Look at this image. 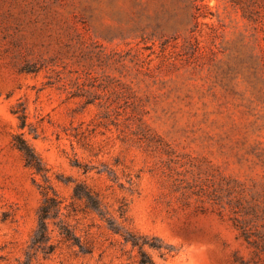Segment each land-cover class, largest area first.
Returning a JSON list of instances; mask_svg holds the SVG:
<instances>
[{"label":"rangeland","instance_id":"1","mask_svg":"<svg viewBox=\"0 0 264 264\" xmlns=\"http://www.w3.org/2000/svg\"><path fill=\"white\" fill-rule=\"evenodd\" d=\"M44 194L92 252L30 264H264V0H0V264Z\"/></svg>","mask_w":264,"mask_h":264},{"label":"trees","instance_id":"2","mask_svg":"<svg viewBox=\"0 0 264 264\" xmlns=\"http://www.w3.org/2000/svg\"><path fill=\"white\" fill-rule=\"evenodd\" d=\"M20 120V126L25 124L24 115H17ZM14 145L21 152L25 163L30 168L39 170V160L36 158L32 148L19 135L14 137ZM72 197L83 201L84 207L89 211H94L102 216L100 211V202L96 196L87 186L82 183H76L73 188ZM73 203L63 205L61 198L53 195L44 194L42 203L37 212V226L31 237L27 259L23 264H30L31 256L36 252H41L44 255L53 253L61 244L67 246H77L82 253L92 252V245L86 238L76 234L74 225L69 224L67 219L73 215L75 209L72 208ZM63 210H66L63 212ZM49 224L53 228L49 229ZM56 230L55 241L52 240L51 232ZM128 240V239H126ZM133 245L139 247L141 255L140 262L142 264L151 263L149 257L141 250L144 244L139 243L137 239H132ZM31 251V252H30Z\"/></svg>","mask_w":264,"mask_h":264}]
</instances>
